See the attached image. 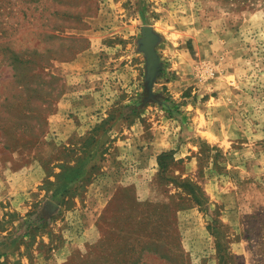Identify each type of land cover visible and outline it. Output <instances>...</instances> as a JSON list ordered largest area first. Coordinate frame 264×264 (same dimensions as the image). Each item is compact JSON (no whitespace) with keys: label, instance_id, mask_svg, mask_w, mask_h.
<instances>
[{"label":"rangeland","instance_id":"obj_1","mask_svg":"<svg viewBox=\"0 0 264 264\" xmlns=\"http://www.w3.org/2000/svg\"><path fill=\"white\" fill-rule=\"evenodd\" d=\"M0 264H264V0H0Z\"/></svg>","mask_w":264,"mask_h":264},{"label":"water","instance_id":"obj_2","mask_svg":"<svg viewBox=\"0 0 264 264\" xmlns=\"http://www.w3.org/2000/svg\"><path fill=\"white\" fill-rule=\"evenodd\" d=\"M143 32H144V45H145V48H146V52H147V55L149 57H151V54H152V51H151V34H150V31H149V28L148 27H144L143 28Z\"/></svg>","mask_w":264,"mask_h":264},{"label":"trees","instance_id":"obj_3","mask_svg":"<svg viewBox=\"0 0 264 264\" xmlns=\"http://www.w3.org/2000/svg\"><path fill=\"white\" fill-rule=\"evenodd\" d=\"M163 156H166V154H164V153L160 154L159 157H158V160H160ZM159 165L162 167V163L159 164ZM155 254H156V252H155Z\"/></svg>","mask_w":264,"mask_h":264}]
</instances>
